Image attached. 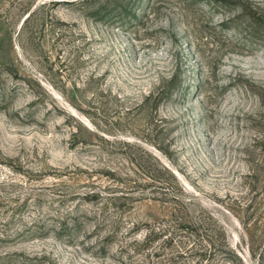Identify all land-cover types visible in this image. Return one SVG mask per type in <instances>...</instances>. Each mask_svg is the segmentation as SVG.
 <instances>
[{"label": "rangeland", "instance_id": "374dc122", "mask_svg": "<svg viewBox=\"0 0 264 264\" xmlns=\"http://www.w3.org/2000/svg\"><path fill=\"white\" fill-rule=\"evenodd\" d=\"M0 264H264V0H0Z\"/></svg>", "mask_w": 264, "mask_h": 264}, {"label": "trees", "instance_id": "16d2710c", "mask_svg": "<svg viewBox=\"0 0 264 264\" xmlns=\"http://www.w3.org/2000/svg\"><path fill=\"white\" fill-rule=\"evenodd\" d=\"M260 255V254H259ZM260 257L262 258V256L260 255Z\"/></svg>", "mask_w": 264, "mask_h": 264}]
</instances>
